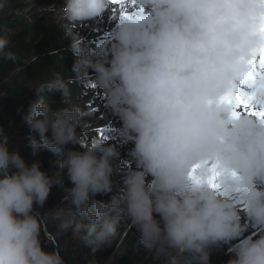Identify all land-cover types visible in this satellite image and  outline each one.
I'll list each match as a JSON object with an SVG mask.
<instances>
[{"label":"clouds","instance_id":"clouds-1","mask_svg":"<svg viewBox=\"0 0 264 264\" xmlns=\"http://www.w3.org/2000/svg\"><path fill=\"white\" fill-rule=\"evenodd\" d=\"M134 6L143 11L116 19L98 51L72 34L71 79L57 76L30 88L35 98L22 121L32 151L57 155V173L69 181L66 203L48 217L93 254L128 222L163 264H210L211 251L224 245H231L227 264H264V232L245 235L249 222L264 227V124L246 114L234 119L220 99L246 69L242 58L260 43L261 6L256 0H134ZM113 8L112 0H64L62 13L78 25L110 17ZM8 45L0 38V56L15 63ZM90 72L123 138L133 142L135 168L104 139L82 143L78 129L92 109H52L44 99L47 89L68 103L70 85ZM257 99L264 107V93ZM211 164L230 195L210 187ZM63 180L11 150L0 126V264H66L59 251L42 246V218L34 211ZM109 193L108 202L96 198Z\"/></svg>","mask_w":264,"mask_h":264},{"label":"trees","instance_id":"trees-1","mask_svg":"<svg viewBox=\"0 0 264 264\" xmlns=\"http://www.w3.org/2000/svg\"><path fill=\"white\" fill-rule=\"evenodd\" d=\"M0 3L4 4V8L0 9V38L9 41L6 51L11 50L17 57L14 63L0 56V93H7L0 94V126L11 140V150L18 151L28 163L39 161L44 170L63 180V173H57V155L44 149L33 153L28 139L29 128L23 123L22 116L35 98L34 89L30 88L39 84L47 85L57 76L63 79L70 77L75 57L64 49L68 40L60 24L46 19L33 21L22 15L20 12L26 9L25 0H0ZM44 99L52 109L69 106L61 100L59 93L47 89ZM79 146L69 145L71 148ZM68 185L69 181L65 178L52 188L43 208H34L41 214L47 231L54 238L51 240L46 235L42 225L40 239L43 247L59 251L66 264H89L90 260H94L95 264H108L112 255L115 258L111 264H163L162 257H158L155 262L144 259L148 250L139 243L134 227L117 233L110 245L95 254L83 245L71 229L58 232L47 213L66 203L63 196L64 188ZM152 255L157 257L155 252Z\"/></svg>","mask_w":264,"mask_h":264},{"label":"rangeland","instance_id":"rangeland-1","mask_svg":"<svg viewBox=\"0 0 264 264\" xmlns=\"http://www.w3.org/2000/svg\"><path fill=\"white\" fill-rule=\"evenodd\" d=\"M25 2L26 9L22 10L20 13L28 19L33 21L46 19L49 22L60 24L63 27L68 40L64 49L67 50L71 56H74L69 47L72 34L78 33L93 50L98 51L99 46L101 48L106 46L108 39H110L109 34L118 22L116 19H110L106 14L103 16L104 18L101 17L97 21L78 25L70 24L62 13L64 0H25ZM50 7L52 10H49ZM111 15H114V13L111 12ZM72 77L73 73L65 80H69ZM93 80H95V73L90 72L86 79L78 80L70 85L71 91L73 92L68 100V105L79 104L82 108H90L93 111V115L86 117L81 122L80 128L78 129L82 138V143L86 145L93 138L104 139L107 143L115 145L120 152L121 158L127 160L130 167L135 168L137 166L136 162L130 156V149L133 147V142L123 138L119 118L112 114L106 107V97L103 91L99 89L98 86L95 88L91 87ZM256 108L259 110L262 107L257 103ZM98 129H102L103 131L98 132ZM80 147L81 145L74 149L79 150ZM120 179L121 177L119 174L113 176L114 187L116 189L120 187ZM218 183L220 184L219 191L221 194L226 196L230 195L222 186L219 178ZM96 198L108 202L112 198V193L103 196L98 194ZM237 203L242 209V202L237 200ZM129 228L128 222H122L118 228V233ZM261 232H264V227L249 222L245 235L251 234L255 237ZM233 243H235V241H233ZM230 247L231 245H224L221 248L213 249L210 255V264H227L228 259L232 256V253L229 251ZM153 252L155 251H147V257L144 258L147 262L148 260H151V262L158 260V257H153ZM114 258L115 255H112L109 258L108 264H111Z\"/></svg>","mask_w":264,"mask_h":264},{"label":"snow or ice","instance_id":"snow-or-ice-1","mask_svg":"<svg viewBox=\"0 0 264 264\" xmlns=\"http://www.w3.org/2000/svg\"><path fill=\"white\" fill-rule=\"evenodd\" d=\"M256 2L262 8L259 16V24L256 28L260 37V43L252 50L250 56L242 58L246 69L240 74L239 82L234 85L233 89L225 93L220 99L222 103L230 107L231 116L234 119H238L242 114H246L255 116L264 124V107L259 110L256 108L258 95L264 93V0H256ZM112 4L114 5L112 9L114 15H111L109 17L110 19H125L143 11V9L135 8L134 0L130 4L131 11L128 10L129 5L125 6L124 0H112ZM91 87H96L95 80H93ZM97 131L102 132L103 130L98 129ZM197 167L199 165H195L193 171ZM209 167L211 169V175L208 177V183L210 187L219 189L220 184L218 183V178L220 172L217 171V165L211 164Z\"/></svg>","mask_w":264,"mask_h":264},{"label":"water","instance_id":"water-1","mask_svg":"<svg viewBox=\"0 0 264 264\" xmlns=\"http://www.w3.org/2000/svg\"><path fill=\"white\" fill-rule=\"evenodd\" d=\"M42 218V217H41ZM42 225H43V228H44V231L46 233V235L51 239V240H54V238L51 236V234L47 231V227H46V224L45 222L43 221L42 219Z\"/></svg>","mask_w":264,"mask_h":264},{"label":"bare ground","instance_id":"bare-ground-1","mask_svg":"<svg viewBox=\"0 0 264 264\" xmlns=\"http://www.w3.org/2000/svg\"><path fill=\"white\" fill-rule=\"evenodd\" d=\"M129 8H131V5L129 4V6H128ZM132 10V9H131ZM102 18H104V17H102ZM106 20V19H105ZM109 25V24H108Z\"/></svg>","mask_w":264,"mask_h":264}]
</instances>
